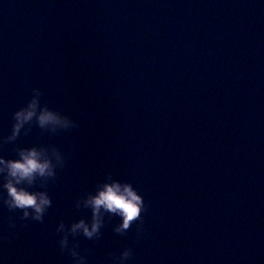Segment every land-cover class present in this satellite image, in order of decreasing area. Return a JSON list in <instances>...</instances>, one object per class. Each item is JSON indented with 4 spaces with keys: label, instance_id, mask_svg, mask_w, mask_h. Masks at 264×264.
I'll use <instances>...</instances> for the list:
<instances>
[{
    "label": "water",
    "instance_id": "water-1",
    "mask_svg": "<svg viewBox=\"0 0 264 264\" xmlns=\"http://www.w3.org/2000/svg\"><path fill=\"white\" fill-rule=\"evenodd\" d=\"M34 87L77 126L0 145L66 156L43 222L0 204V264H72L55 228L90 219L76 200L109 174L143 230L70 236L87 264H264V0H0V136Z\"/></svg>",
    "mask_w": 264,
    "mask_h": 264
},
{
    "label": "clouds",
    "instance_id": "clouds-1",
    "mask_svg": "<svg viewBox=\"0 0 264 264\" xmlns=\"http://www.w3.org/2000/svg\"><path fill=\"white\" fill-rule=\"evenodd\" d=\"M41 90L34 87L31 96L12 114V126L7 135L0 136V145L17 141L32 125L52 133L67 131L77 126L76 121L66 113L50 107L41 101ZM13 156L0 155V204L9 211L19 212L20 220L43 222L52 206L48 182L55 180L58 169L65 165V153L57 146H20L13 149ZM77 208L90 209V219L81 218L66 226L63 220L55 228L60 233L58 241L61 251H67L72 264H87V257L81 253L78 244L71 237L82 235L89 240H98L105 224V216H117L119 223L114 231L125 234L136 222L137 234L143 230L142 213L147 205L142 194L131 182L108 178L76 200ZM9 228L15 229L16 222L9 221ZM134 255L131 247L124 248L119 255H112L109 264H127Z\"/></svg>",
    "mask_w": 264,
    "mask_h": 264
}]
</instances>
